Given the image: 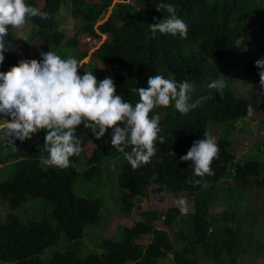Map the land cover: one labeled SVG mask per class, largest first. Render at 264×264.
I'll return each mask as SVG.
<instances>
[{"label":"trees","instance_id":"1","mask_svg":"<svg viewBox=\"0 0 264 264\" xmlns=\"http://www.w3.org/2000/svg\"><path fill=\"white\" fill-rule=\"evenodd\" d=\"M113 1L101 0V5L96 6L85 4L84 0H72V14L82 15L87 24L85 29L94 35L97 18ZM262 1L165 0L177 5L178 15L189 25L185 40L171 34L151 35L149 23L154 22V17L163 18L168 14L166 9L160 11L155 7L160 0L114 6L112 17L100 28L113 37L102 60L125 70L116 79L121 94L147 87L146 75L158 71L165 76L167 72L175 73L178 80L195 81L193 98L200 99L202 106L185 115L178 114L173 105L166 110L169 129L163 146L176 135L193 134L210 122L222 121L233 107L246 111L253 104L234 99L229 79L223 93L207 90V83L221 76L220 70L216 72L207 62L218 68L220 61L236 54L237 41L250 46L264 34ZM65 3L66 0H45V7L38 9L49 16L47 21L32 20L33 35L41 45L56 47L63 38L57 29V15ZM192 34L199 55L184 57V48L191 43ZM255 50L259 55L264 54V44H258ZM189 64L194 67L190 68ZM108 134L96 139L91 129L82 125L78 129L81 141L94 139L107 150L111 143ZM44 142V130L16 145L11 140L0 142L9 155L14 153L15 158L22 159L17 164L15 180L0 184V201L11 211L4 219L0 218V264H166L170 255L173 260L169 264H236L242 256L254 259L264 256V218L251 205L239 207V199L231 200L238 186L221 183L214 187L217 191L214 193L209 189L204 191L203 187L199 189L187 178H171L174 170L163 174L164 166L157 168V161L163 158L160 155L139 172L123 171L119 179L121 195L110 193L111 201L128 217L136 203L149 197V185L161 183L174 195L193 193L195 212L182 214L177 207L165 211L151 209L141 212V220L134 226L119 227L115 237L87 232L88 228L104 222L102 212L107 205L104 199L79 196L74 186L81 182L94 184L93 180H98L103 172L91 166L78 171L79 164L74 157L67 168L48 165L44 160L42 168L40 159L47 155ZM225 178H232V174ZM29 198L43 201L50 219H22L19 210ZM219 200L227 202L228 207L212 214L211 209ZM145 236H152L150 243H138ZM96 238L100 244L94 242L92 250L89 244ZM54 247L56 250L50 257L45 254Z\"/></svg>","mask_w":264,"mask_h":264},{"label":"clouds","instance_id":"2","mask_svg":"<svg viewBox=\"0 0 264 264\" xmlns=\"http://www.w3.org/2000/svg\"><path fill=\"white\" fill-rule=\"evenodd\" d=\"M84 3L100 6L101 0L91 3L84 0ZM119 3L132 4L130 0L113 1L97 18L94 35H91L85 29L84 17L73 16L72 0H66L57 15V29L63 38L58 46L46 47L35 38L32 26V20L36 18L49 19L47 13L38 10L45 6H41L39 0H0V123L4 126L0 130V142L11 140L16 145L44 130L47 155L40 159L42 168L43 160L48 165L67 168L74 157L79 164L78 171L88 166L99 167L103 172L99 179L110 183L107 175L112 173L105 166L120 162L121 172L113 169V175L118 177L119 191L123 171L139 172L160 155L163 158L156 164L157 168L164 166L163 174L174 170L171 178H187L199 189L203 187L204 191L209 189L214 193L217 192L214 187L221 183L238 186L231 200L239 199V207L251 205L258 214L254 203L264 196L261 164L249 161L240 165L236 160L264 144V54L259 55L255 50L258 44H264V40L257 41L264 34L250 46H243L242 40L237 41L236 54L220 61L218 68L207 62L221 73L219 78L207 83V90L221 94L228 86L226 79H229L234 99L253 104H249L246 111L233 107L222 121L210 122L193 134L176 135L163 146L169 129L165 121L166 110L173 105L178 114L185 115L201 108L202 101L193 98L195 81L175 79L176 74L171 72L166 76L159 71L149 73L146 75L147 87L121 94L116 79L124 72L112 77L109 72L118 67L102 60L113 37L100 29ZM261 5L264 7V1ZM155 7L160 11L166 9L168 14L163 18L154 17V22L149 23L152 36L163 33L180 40L188 39L189 25L178 15L175 3L160 0ZM63 11L70 14L79 34H69L68 28L65 31L61 23L65 19L61 15ZM81 36L88 39L82 45ZM189 39L191 43L185 46L182 56H198L199 48L193 34ZM87 41H94L97 46L92 51L85 50ZM99 65L105 68L100 70ZM189 67L194 66L189 64ZM235 81L246 83L251 92L249 97L237 95ZM81 125L91 129L96 139L109 133V150L101 148L94 139L81 141L78 135ZM6 159L4 166L14 165V173L10 180L0 183L3 185L15 180L17 164L22 160L15 158L14 153L8 154ZM227 174H232V178H225ZM153 188L173 197L185 196V206L176 207L181 208L182 214L195 212L193 193L174 195L161 183H151L148 198ZM216 205L224 207L223 211L228 207L223 200L216 201ZM262 212L264 215V208Z\"/></svg>","mask_w":264,"mask_h":264},{"label":"rangeland","instance_id":"3","mask_svg":"<svg viewBox=\"0 0 264 264\" xmlns=\"http://www.w3.org/2000/svg\"><path fill=\"white\" fill-rule=\"evenodd\" d=\"M89 3L91 1H96V0H87ZM138 0H130V2L134 5H136ZM39 4L41 6L44 5V0H39ZM62 17L65 19L61 21V23L64 24V29L68 31L69 34H79V30L75 26L74 20L71 19L70 14H66L65 11L61 13ZM107 14L104 17V20L106 19ZM101 23H103L101 21ZM82 37L81 45L84 43L86 39L84 36ZM264 40V36L259 38L257 41L261 42ZM97 46V43L94 41H87V43L84 46L85 50L92 51L94 47ZM100 63V62H99ZM102 64V63H101ZM105 68L104 65H99V69L103 70ZM112 68V67H110ZM124 71L121 68H112V71H110V75L112 77H116L120 74H122ZM235 88L237 91V95L239 97H249L250 96V90L247 88L246 83H243L241 81H235ZM3 124L0 123V130L3 128ZM1 147V145H0ZM258 149L255 151H251L249 154H246L245 156L242 157V159H237L236 162L237 164L244 165L245 163L249 161H258L261 164V178L264 177V144L257 147ZM8 153L1 147L0 151V160H2L3 164L0 165V183L6 182L7 180H10L13 176L14 173V165H9L7 164L4 166L8 159H6ZM104 161L101 162V164ZM119 162V161H118ZM113 167V168H112ZM106 170L111 171V175H107L110 177V183L109 182H102L99 180H93L94 184H91L89 182L87 183H76L74 188H76V192L79 196L83 197H88L92 199H104L107 205V208L103 210L102 215H103V220L104 222L100 224V226L96 228H88L86 231L89 233H95L99 232L101 233L104 237L110 238V237H115L117 234V230L119 227H131L136 224L137 221L141 220V212L151 210V208L158 210V211H165L170 207H184L185 206V196L182 197H173L169 195L168 193H165L157 188L152 189V194L151 197L148 199H145L143 201H140L135 204L134 209L130 213V216H125L122 214L121 210H119V206L115 205L111 201V190L114 195H117V197H120V192H119V187L117 185V180L118 177L116 178L113 174V169L114 170H119L121 172L122 167L121 163L119 162L118 164H110V166L106 165L105 166ZM101 183H104L106 185H103ZM108 186V187H107ZM107 189V193L106 192ZM102 190V191H101ZM120 199V198H119ZM43 201L39 199H31L29 198L26 202V204L20 208L19 214L20 217L24 220H40L44 217L50 219V215L46 212L47 206L42 204ZM254 205L257 207L258 215L260 218H264V215L262 214V208H264V196L258 198V203L255 202ZM190 203L188 204V207L190 208ZM225 208L222 207L221 205H216L211 209V213H220L223 211ZM189 211H193V209H189ZM9 213V208L8 205L4 202H0V218L4 219L6 215ZM62 237V236H61ZM63 239V238H60ZM59 239V241H60ZM152 239V236H145L142 240H139L138 243L142 245H148ZM96 242L97 244H100V241L98 238H96L93 242H90L89 246L93 249V243ZM63 244L61 241L60 246ZM96 247V244H95ZM54 248H50L46 250L45 254L49 255V257L54 253L55 251ZM173 260V255H170L165 260L166 264H169L170 261ZM210 264V263H208ZM215 264V263H212ZM236 264H264V256H259L258 259H254L248 256H242L241 259L237 261Z\"/></svg>","mask_w":264,"mask_h":264}]
</instances>
